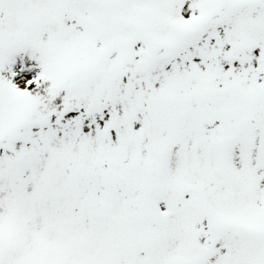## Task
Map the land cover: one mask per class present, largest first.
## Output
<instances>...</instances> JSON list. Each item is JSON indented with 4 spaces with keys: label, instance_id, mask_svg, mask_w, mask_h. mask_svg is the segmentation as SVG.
Returning <instances> with one entry per match:
<instances>
[{
    "label": "snow or ice",
    "instance_id": "snow-or-ice-1",
    "mask_svg": "<svg viewBox=\"0 0 264 264\" xmlns=\"http://www.w3.org/2000/svg\"><path fill=\"white\" fill-rule=\"evenodd\" d=\"M0 264H264V0H0Z\"/></svg>",
    "mask_w": 264,
    "mask_h": 264
}]
</instances>
